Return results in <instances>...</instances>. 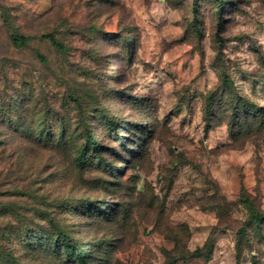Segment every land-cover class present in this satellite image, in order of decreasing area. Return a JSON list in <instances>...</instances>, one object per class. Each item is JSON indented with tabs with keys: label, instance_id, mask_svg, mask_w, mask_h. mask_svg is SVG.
I'll return each instance as SVG.
<instances>
[{
	"label": "rangeland",
	"instance_id": "obj_1",
	"mask_svg": "<svg viewBox=\"0 0 264 264\" xmlns=\"http://www.w3.org/2000/svg\"><path fill=\"white\" fill-rule=\"evenodd\" d=\"M223 1L0 0V264H76L70 221L88 264H264V0Z\"/></svg>",
	"mask_w": 264,
	"mask_h": 264
},
{
	"label": "trees",
	"instance_id": "obj_2",
	"mask_svg": "<svg viewBox=\"0 0 264 264\" xmlns=\"http://www.w3.org/2000/svg\"><path fill=\"white\" fill-rule=\"evenodd\" d=\"M219 2V7H218V15L220 19L224 18V8H225V3L223 0H218ZM231 3V2H230ZM44 38L49 39L50 42L52 43L53 46H55L58 50L61 52H65L66 48L53 36V35H46ZM30 38L24 35L16 34L12 36V43L16 47H24L28 44ZM223 83L225 85H228V80H224ZM238 102L240 103H246V100L241 98L240 96L237 97ZM261 114V112L259 111ZM91 118H89L90 120ZM1 121V117H0ZM15 121V118H12L9 120L8 123H12ZM110 125H112L110 123ZM85 126L88 128V124L86 123ZM114 126V124L112 125ZM51 132H48L46 134H42L45 139H50L51 138ZM85 141H84V147L79 149L78 151L76 150L74 153V157H72V163L70 165V170H75L76 171V177H78V181L73 180V187L74 190H77L79 188V183L80 180H84V176L86 174V167H87V159H88V152L92 151L96 153L97 156L100 158H103L102 152H101V143H99L92 135L90 132V129L86 130L84 133ZM65 136L62 134L61 139H64ZM113 151L108 150V152ZM112 165H110V171L111 174L114 175V171L112 170ZM67 167L65 166V169ZM68 169V168H67ZM66 175V173H64ZM85 195H82L80 192L74 194H70L71 200H70V208L72 211H82L85 209H90V212H96L98 213L100 219H106L109 220V222H114L117 216V210H112V211H106L103 209V206L98 205L99 203L97 200L92 199V197H84ZM242 197V199H241ZM240 204H243L247 207L249 215V220L255 222V223H262L264 222V210L262 209L261 205L259 204L258 206L255 204L253 201V198L249 193L245 191L243 194L240 196ZM110 205L109 202L104 207H108ZM112 207V206H111ZM68 208V202H63V208L62 210L64 212L67 211ZM74 215H77L78 212H73ZM76 231H74L73 225L71 224L68 227V230L63 228H59L58 230V237H57V242H56V248L54 250V256L57 258H67L68 261H74L76 264H88V258H89V253L86 250V245L84 240H78L75 237ZM27 241H31L29 246L33 247L34 243L36 240L34 238H29L26 237ZM100 244H103L104 241L99 240L97 241Z\"/></svg>",
	"mask_w": 264,
	"mask_h": 264
},
{
	"label": "crops",
	"instance_id": "obj_3",
	"mask_svg": "<svg viewBox=\"0 0 264 264\" xmlns=\"http://www.w3.org/2000/svg\"><path fill=\"white\" fill-rule=\"evenodd\" d=\"M263 209V208H262ZM264 210V209H263Z\"/></svg>",
	"mask_w": 264,
	"mask_h": 264
}]
</instances>
